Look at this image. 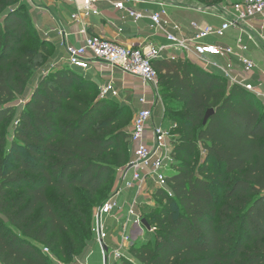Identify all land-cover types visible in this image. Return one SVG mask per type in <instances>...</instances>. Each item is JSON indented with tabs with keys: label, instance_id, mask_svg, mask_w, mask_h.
Wrapping results in <instances>:
<instances>
[{
	"label": "trees",
	"instance_id": "1",
	"mask_svg": "<svg viewBox=\"0 0 264 264\" xmlns=\"http://www.w3.org/2000/svg\"><path fill=\"white\" fill-rule=\"evenodd\" d=\"M16 1L0 0V215L8 220L0 217V264H54L44 248L86 244L93 201L131 160V134L121 97L101 98L70 67L43 75L12 133L5 128L38 63L43 70L56 55L45 39L26 48L39 34L25 4L7 11ZM153 65L165 118L177 124L172 196L157 190L161 206L144 214L154 240L134 243L120 264H264V105L189 60ZM201 150L207 162L198 166Z\"/></svg>",
	"mask_w": 264,
	"mask_h": 264
},
{
	"label": "built area",
	"instance_id": "2",
	"mask_svg": "<svg viewBox=\"0 0 264 264\" xmlns=\"http://www.w3.org/2000/svg\"><path fill=\"white\" fill-rule=\"evenodd\" d=\"M75 7L72 20L81 25L80 35L84 37L81 46L63 43L66 49V64L70 68L91 70L94 64L107 66L111 72L120 71L130 75L145 85L153 88L152 99L141 97L139 110L133 119L130 144L133 155L130 162L120 174V184H125L127 190L136 194L129 202L120 201L121 188L104 202L96 212L95 232L97 241L102 247L104 264L119 262L128 258L132 248L133 234L131 227L138 232H155L156 228L147 229L144 225V214L141 207L142 198L151 192V186L157 190H166L172 193L168 184V175L174 160V141L171 135L177 129V124L170 131L163 125L152 126L154 110L157 104L162 103L159 93V73L153 63L158 60H189L210 73L221 74L229 86H239L264 101V83L255 85L252 80L260 72L257 62L249 56L251 49L264 50V0H243L237 3L214 6L209 12L221 20L220 25H204L192 21L185 25L173 18V8L170 0H66ZM108 4L115 10L122 12L126 17L138 25L148 21V31L151 41L147 45L129 47L101 36L88 34V20L101 16L100 5ZM145 6L144 8H140ZM196 12L208 13L203 9ZM233 37L234 45L226 42H208L209 39L224 40ZM123 30L119 29V33ZM60 37L66 39L67 30L61 27ZM162 38V42L158 39ZM59 69V63L52 64L43 75ZM101 98H120L121 90L113 80L100 86ZM27 102H25L26 104ZM164 103V102H163ZM109 220L114 223L109 224ZM118 240L117 249L109 247L110 238ZM120 240V241H119ZM43 253L54 264H63L48 248Z\"/></svg>",
	"mask_w": 264,
	"mask_h": 264
},
{
	"label": "crops",
	"instance_id": "3",
	"mask_svg": "<svg viewBox=\"0 0 264 264\" xmlns=\"http://www.w3.org/2000/svg\"><path fill=\"white\" fill-rule=\"evenodd\" d=\"M32 5V9L30 10L31 17L33 22L37 28L44 36V39L48 42H52L54 46V51L56 55L50 59L48 63V67L52 64L59 63V69H63L65 67H69L66 64L67 53L65 47H63V43L81 46L84 43V37L80 35L81 25L72 20L71 16L75 13V7L69 5L66 0H27ZM142 6L140 8H144ZM101 16L92 17L88 20V34L89 35H98L103 38L116 41L122 45L129 47H139L143 45H147L151 41H156L151 38V33L148 31V21H143L142 23L136 25L131 22L124 13L115 10L112 6L108 4L100 5ZM173 18L181 22L185 25H189L192 21H197L203 23L204 25L209 24L208 19L217 20L216 24L220 25L221 20L211 15V13H200V12H191V19H187L186 21L177 20V15L183 18L184 13L189 12H181L177 10H173ZM204 17L208 19H204ZM192 18H197V20H192ZM211 25V24H210ZM61 27H64L67 30V37L63 39L59 35V31ZM119 29H122L123 32L119 33ZM238 33L236 31L231 32L230 37L224 40H217L226 42L228 45H234L233 37L237 36ZM214 39V38H212ZM159 42H162V38L158 39ZM157 42V41H156ZM249 56L252 57L257 64L259 65L260 72L254 77L252 82L255 85H259L261 82L264 83V50L258 51L256 49H251ZM72 69V68H71ZM43 69L42 73H38L35 76V89L37 88L40 80L42 79L43 73L46 71ZM73 70L80 72L81 74L87 76L92 82L96 83L98 86H102L106 82L113 80L116 86L121 90L127 91V94L132 98H141L148 97L152 99L153 96V88L145 85L140 80L130 76L123 74L120 71L111 72V70L102 64H94L91 70H85L81 68H73ZM122 86V88H121ZM34 89V91H35ZM264 91V86L262 87ZM33 91V92H34ZM264 93V92H263ZM127 96V98L129 97ZM126 97V96H125ZM261 101V100H260ZM264 103V102H263ZM162 106V111H165L166 107L164 103H160ZM158 106V104H157ZM141 109L143 107L141 106ZM160 125L156 118L154 117L152 126ZM162 125V124H161ZM119 186V187H118ZM118 188H121V196L120 201L129 202L136 192L130 190H124L123 186L118 183ZM116 187V188H117ZM117 188V189H118ZM116 189V190H117ZM115 190V191H116ZM114 191V192H115ZM113 192V193H114ZM114 222L109 220V224L112 225ZM138 231L136 227H131L130 232L135 234Z\"/></svg>",
	"mask_w": 264,
	"mask_h": 264
},
{
	"label": "rangeland",
	"instance_id": "4",
	"mask_svg": "<svg viewBox=\"0 0 264 264\" xmlns=\"http://www.w3.org/2000/svg\"><path fill=\"white\" fill-rule=\"evenodd\" d=\"M170 1H171V5L174 6L173 10H177V11H181V12H189V13H184L183 18H181V16L177 15V20H179V21H186L187 19L188 20L191 19V12H196L197 10H200V9H203L205 12L213 11L211 9L212 7L211 8L206 7V6H204V4L202 2H199L197 0H170ZM230 1L232 3H235L237 0L236 1L230 0ZM223 3H227V2H223ZM20 4H25L27 6L29 12L32 9L31 3H29L27 0H17L15 4H13L12 6H10L7 9V11H12L13 9L16 8L17 5H20ZM219 6L222 7L223 5L220 4L217 6V8ZM204 19L206 20L208 18L204 17ZM192 20H197V18H192ZM208 21H209L208 23L211 25H217L216 24L217 20L208 19ZM38 34H39L38 38H36V37L32 38V42H35V45H32L30 43V44H27L26 48L39 50V48H40L39 42H42V40H44V36L41 34V32L39 30H38ZM208 42L214 43V42H217V40L211 38L208 40ZM43 64H44L43 62L38 63V67H39V71H37L38 73H42L43 70H41V69L43 68ZM47 65L46 66L44 65V66L48 70L49 67ZM36 66H37V63H36ZM34 80H35V77L30 82L28 90L26 92H24L23 95L19 96V98H17L12 104L15 106V113H14V116H12V118L10 119L9 123H7V125L5 126V128H7V130L11 131V133L17 124L21 110L24 109L25 102L30 100L33 96V93H34L33 91L35 89V85L33 84L35 82ZM121 88H122V86H121ZM96 96H98V95H96ZM127 96H129L127 94V91L122 90L121 99H119L118 102H119V105L124 108V110L126 109L125 110V116L122 119V124L124 125L125 131L130 135L134 116L139 110H141V105L139 103V98H136V97L131 98L130 96L127 98ZM261 102L264 105V103H263L264 101H261ZM154 117L156 118L157 122L160 125L161 124L163 125V128L165 130L170 131L171 129L174 128V123H172L168 119H163L164 118V112L162 111V106L160 103L158 104V106H156V108L154 110ZM175 133H176V131L174 130L171 135L174 136ZM128 149H130V156L132 158V155H133L132 147L129 146ZM206 162H207L206 161V153L201 150L199 157L196 161V164H198V166H201V165L205 164ZM126 165L121 167L118 170L117 175L114 179L115 183H114V187H113L112 191L110 190L111 191L110 192L108 190H104V193L99 198H97L96 200L93 201L94 209H93V213H92V217H91V223L89 226V230L86 234V244L84 245V247H82L76 251H73V249H71L69 247V244L67 245L66 242L63 241L61 248L59 250H56V252L54 253L55 254L54 256L58 260H60L63 264H104L102 247L100 246V244L97 241V235L95 232L96 212H97L98 208L102 205L101 203L104 202L107 198H110L111 195L113 194V192L119 187L118 183H120V174L125 169ZM213 165L216 168V163H213ZM171 171H173L172 166H171ZM226 178H228V176H225V179ZM122 186H123L124 190H127L125 187V184H123ZM217 191L221 192L222 194L224 193V191L221 189H217ZM156 192H157L156 188L154 186H151V192L148 194V196H145L144 198H142L144 205L141 207L140 210L143 214H150L155 209H156V211H158L159 207L161 206L160 204L157 203L158 201L156 200V197H155ZM149 236H152V235L149 234L148 230H145V233L143 232L142 236H141V231L140 232L136 231L135 234H133V241H134V243H136V246H139L140 244H142L143 241H146L147 238H149ZM152 240H154L153 236H152ZM117 241L118 240L116 239V237H114V238H110L107 241V243L111 249L115 250V249H117V247L115 245L117 243ZM62 248H63V250H62ZM112 264H120V262L114 261V258L112 257Z\"/></svg>",
	"mask_w": 264,
	"mask_h": 264
},
{
	"label": "water",
	"instance_id": "5",
	"mask_svg": "<svg viewBox=\"0 0 264 264\" xmlns=\"http://www.w3.org/2000/svg\"><path fill=\"white\" fill-rule=\"evenodd\" d=\"M1 109V107H0ZM215 111L214 110H210L209 112H207L206 116H205V119H204V125L207 124L208 120L214 115ZM0 217L6 222L8 223V220L4 217V216H1ZM144 225L146 226L147 229H150L149 225L147 224L146 220H144Z\"/></svg>",
	"mask_w": 264,
	"mask_h": 264
}]
</instances>
